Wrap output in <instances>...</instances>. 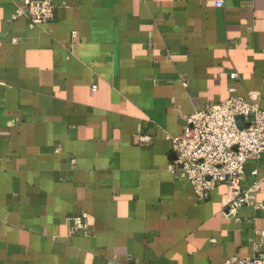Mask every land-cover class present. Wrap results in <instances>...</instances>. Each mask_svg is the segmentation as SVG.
Listing matches in <instances>:
<instances>
[{"label": "crops", "instance_id": "1", "mask_svg": "<svg viewBox=\"0 0 264 264\" xmlns=\"http://www.w3.org/2000/svg\"><path fill=\"white\" fill-rule=\"evenodd\" d=\"M53 1L31 27L23 0H0V264L264 253V154L246 163L243 187L258 169L260 188L240 221L225 184L201 201L170 169L171 137L231 88L264 109V0Z\"/></svg>", "mask_w": 264, "mask_h": 264}, {"label": "built area", "instance_id": "2", "mask_svg": "<svg viewBox=\"0 0 264 264\" xmlns=\"http://www.w3.org/2000/svg\"><path fill=\"white\" fill-rule=\"evenodd\" d=\"M215 4L222 6L223 2ZM55 12L53 0H23L17 16L26 17L34 27L47 23ZM259 98L257 93L241 96L236 88H231L227 99L194 112L183 132L171 137L176 155L170 164L171 171L188 179L201 201L207 200L219 184H225L230 199L224 206V214L238 221L239 210L252 202L260 188L258 169L251 172L256 177L251 186L243 187L246 163L264 154V109ZM140 141L150 143L152 138L141 135ZM74 220L78 228L85 224L82 217ZM257 236L259 242L256 240L254 244L264 243V229ZM222 264H264V253L246 258L233 256Z\"/></svg>", "mask_w": 264, "mask_h": 264}, {"label": "water", "instance_id": "3", "mask_svg": "<svg viewBox=\"0 0 264 264\" xmlns=\"http://www.w3.org/2000/svg\"><path fill=\"white\" fill-rule=\"evenodd\" d=\"M239 123H240V124L242 123V119H241V118L239 119ZM175 158H176V155H175Z\"/></svg>", "mask_w": 264, "mask_h": 264}]
</instances>
